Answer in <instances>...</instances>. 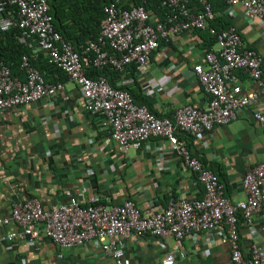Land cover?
<instances>
[{"label":"built area","instance_id":"obj_1","mask_svg":"<svg viewBox=\"0 0 264 264\" xmlns=\"http://www.w3.org/2000/svg\"><path fill=\"white\" fill-rule=\"evenodd\" d=\"M159 1L166 12L163 20L156 19L153 23L151 13L143 6L131 9L116 4L106 6L98 36L78 53L55 31L47 0H0V32L12 27L20 29L21 40L31 51V57H21L19 68L24 73L23 79L12 75L8 65L0 62V112L51 101L63 92V83H46L32 66L30 58L43 52L49 63L78 88L83 108L101 117L100 127L108 132L110 141L127 153L139 150L150 139L165 140L170 152L181 158L203 187L202 197L178 198L160 209L150 202L146 212H141L131 200L103 203L94 192L84 205L76 196H69L66 202L53 208H44L35 197L16 199L8 217L0 219V226L12 224L16 229L0 232V247L43 235L63 249L94 242L113 264H131L125 253V241L133 235L152 236L166 248L169 238L180 241L188 235L195 238L214 232L222 243L228 244L231 264H264V250L257 244L250 245L248 255L243 253L237 227L238 214L250 224L252 217L264 209V159L244 175L241 186L246 198L233 204L215 174L177 136V133L187 136L210 133L215 127L235 121L238 113L247 108L252 109V118L264 128V113L259 108L264 98V58L252 49L243 48L236 27L217 30L212 26L217 12L210 0ZM191 1L199 11L190 7ZM222 1L223 12L228 16L239 7L246 23L264 24V0ZM193 30L207 31L215 37L213 48L204 50L203 63L190 70L193 81L207 95L202 108L184 105L175 110L171 119L158 117L147 107L135 104L128 91L113 87L107 78L87 76L88 69L107 67L124 72L130 66L145 74L161 40L169 42L174 36ZM238 72L248 75L254 89L242 90ZM163 87L156 80L144 82V95L162 92ZM161 264H177L175 252L168 251Z\"/></svg>","mask_w":264,"mask_h":264},{"label":"crops","instance_id":"obj_2","mask_svg":"<svg viewBox=\"0 0 264 264\" xmlns=\"http://www.w3.org/2000/svg\"><path fill=\"white\" fill-rule=\"evenodd\" d=\"M232 11L228 19L240 33L243 48L264 58V24L246 23L239 7ZM203 53L200 36L183 32L151 55L145 74L127 70L115 83L140 94L138 102L157 116L171 119L176 109L184 105L202 108L207 101L203 88L190 75L195 64L203 63ZM237 74L243 91L254 89L246 73ZM155 80L163 83L164 90L144 95L143 83ZM63 85V92L51 101L0 112V219L8 217L14 200L31 197L44 208H53L69 196L84 205L94 192L106 204L131 200L141 212L147 211L150 202L160 209L178 198L202 197L203 187L165 140L150 139L139 150L124 153L100 127L101 117L83 108L78 88L66 79ZM259 108L264 113V98ZM183 141L204 167L218 169L233 204L246 198L242 179L264 159V128L252 118L251 108L241 110L225 126ZM237 227L245 255L252 243L264 250V209L250 224L238 219ZM14 229L12 224L0 226L1 233ZM168 251L175 252L177 264H231L228 244L214 232L195 238L188 235L180 241L169 238L166 248L149 235H133L125 241L131 264H161ZM0 264L113 263L94 242L63 249L40 235L9 247L2 245Z\"/></svg>","mask_w":264,"mask_h":264},{"label":"trees","instance_id":"obj_3","mask_svg":"<svg viewBox=\"0 0 264 264\" xmlns=\"http://www.w3.org/2000/svg\"><path fill=\"white\" fill-rule=\"evenodd\" d=\"M47 2L49 5V13L53 17L55 31L61 34L78 53L81 52L82 47H84L89 40H94L98 36L100 25L105 19L104 8L110 4H116L123 9L143 6L145 10L151 13L150 23H153L156 19L163 20L166 12V10L160 7L159 0H47ZM210 2L214 11L217 12V17L212 22V26L217 30L231 27L232 24L228 19L229 16H226L225 12H223L225 3L222 0H210ZM190 7L194 8V12L200 10L194 1H191ZM193 31L202 39L205 51H208L214 46L215 37L210 35L207 31ZM21 37L22 31L16 27H12L6 32H0V62H4L8 65L12 71V75L23 79L24 73L19 68L21 57L23 55L31 57V51L27 48L26 44L22 42ZM164 45H168V42L161 40L160 47ZM30 59L32 66L39 70L46 83H63L65 79L68 80L67 76L60 69L49 63L47 56L43 52H39L35 58ZM127 70L134 74L136 68L135 66H130L124 72H118L107 67L101 70L88 69L87 76L90 78H107L113 87L128 91L135 104L144 106L143 102H138L137 100L142 97L140 94L135 95L130 89L117 86L115 83L119 74H126ZM177 136L180 140L187 137L181 133H177ZM212 170L211 171L216 174V178L218 177L219 180H217L223 184L218 169L214 168ZM238 219H242V216L239 214Z\"/></svg>","mask_w":264,"mask_h":264}]
</instances>
